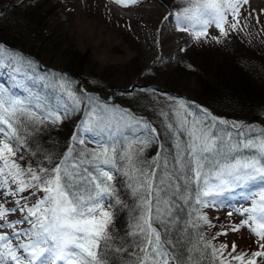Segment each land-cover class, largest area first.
<instances>
[{
  "label": "snow or ice",
  "instance_id": "snow-or-ice-1",
  "mask_svg": "<svg viewBox=\"0 0 264 264\" xmlns=\"http://www.w3.org/2000/svg\"><path fill=\"white\" fill-rule=\"evenodd\" d=\"M113 2L128 7L138 0ZM247 3L248 0H243V4ZM189 5L177 14V23L180 31L191 30L197 40L207 36V29L211 25L219 30L221 36H227L225 24H228V14L235 21L229 27L232 31L237 29L242 6L239 0H189ZM212 39L219 42V37ZM8 62L22 65L24 58L9 53L0 45V68L7 67ZM31 63L28 61L29 66ZM12 70L20 72L22 67L14 66ZM69 83H62L60 87L71 100L70 105L50 108L40 103L39 94H34L32 99L36 101L35 109L39 111L30 107L31 101L26 103L7 89L0 88V200L6 203L7 198L12 199L9 207L0 203V229L12 230L0 232V264H108L103 248H108L112 240L109 226L114 219L113 208L120 203L118 198L113 201L116 191L113 181L116 177L109 170V166H116L117 160L116 141L111 129L114 124L123 123L126 131L132 130L133 139L136 140L135 129L140 125L147 128L148 124L137 120L126 110L110 106L107 101L77 95L69 90ZM178 103L181 108L186 107L184 100ZM81 105L85 106L83 119L74 126L67 151L59 163L47 155L42 157V160H47V164L32 161V155L37 153L30 154L27 160L23 154L17 157L18 151L23 153L29 147V128L39 130V126L48 122L63 123L65 119H71L72 114L79 112ZM202 111L208 120L191 122L188 129L190 141L184 149L178 151L174 161V167L180 175L173 173L167 181L168 187H173V177L183 179L185 185L195 182V189L188 191L186 188L183 198L187 203L194 194L195 205L207 207L215 206L216 196L225 189L244 186L257 180L264 182V138L258 144L252 137L242 141L244 148H258L260 159L221 164L218 157L225 144V135L215 128L217 118L207 110ZM188 123L184 119L182 129ZM226 123L219 120V124ZM232 127L237 137L244 136L242 126ZM150 131L156 134L155 128ZM105 132H108L110 143L95 139L96 135L102 136ZM89 133L93 135H86ZM225 134L229 142L228 150L232 151L235 147L230 143L232 133ZM86 140L98 147L92 150L77 147L85 145ZM137 143L140 145L138 152L128 149L119 156L127 160L133 171L138 173L137 186L133 190L139 193L142 211L135 225L138 232L134 234L140 240L137 247L143 255L138 258L137 264H190L191 257L179 249V242L167 236L169 221L166 215L171 214V204L160 195L161 192L167 195L165 188L154 184L161 154L158 153L152 162L157 168L148 165L151 168L148 171L143 164L136 167V158L151 140H137ZM164 165L166 168V160ZM160 184H165V178H161ZM179 192L180 185L175 184L173 194ZM237 211L246 216L239 227L247 226L262 250L252 252L251 256L245 252L237 254L235 244L228 251V245L221 244L216 248L211 241H204L203 236H200L203 250H211L212 264H232L233 261L237 264H257V258H264V192L260 193L254 206ZM10 213H17L18 218L9 220ZM154 219L164 226L163 234L153 227ZM197 219L209 223L206 216L199 215ZM17 225L25 227L18 228ZM239 227L232 231H239ZM116 251L121 249L117 248Z\"/></svg>",
  "mask_w": 264,
  "mask_h": 264
},
{
  "label": "trees",
  "instance_id": "trees-1",
  "mask_svg": "<svg viewBox=\"0 0 264 264\" xmlns=\"http://www.w3.org/2000/svg\"><path fill=\"white\" fill-rule=\"evenodd\" d=\"M175 3L177 5L187 6L189 0H175ZM29 23H31L30 20L28 25ZM2 31V35L0 36H11V34L5 33V29ZM32 33L38 34L37 32ZM53 34L50 31L45 36V39H41V44L47 46V40ZM11 37L22 40L25 46H17L9 39L6 41L4 38L0 39V42H4L8 46L6 47L4 45L5 47H3L9 53L13 55L18 54L23 57L24 63L22 65H13L11 62H8L7 67L0 68V75L10 79L11 77L20 79L22 92L45 91L52 98L50 102L54 107L63 108L64 106L70 105L71 100L60 85L65 82H70L71 89L77 95L107 101L110 106L126 110L137 120L146 121L148 124L147 128L140 125L135 129L136 140L133 139L132 130L126 131L123 123L119 125L114 124L111 129L112 137L116 141L117 160L116 166L114 168L109 166V170L116 177L113 181L116 185L113 201L118 198L120 203L116 204L113 208L114 219L109 226L112 240L109 242L108 248H103V244L101 245L103 254L107 255L108 264H137L138 258L143 255L137 247L140 240L134 234L138 232L135 225L142 211L139 193L133 190L137 186L136 177L138 173L133 171V168L128 165L127 160H122L119 156L128 149H131L134 153L138 152L140 145L137 143V140L145 139H150L151 143L136 158V167H140L143 164L144 168L148 171H151L148 165H151L152 168H157V165L152 162L157 158L158 153L161 154L154 184L156 187L165 188L167 195H165V192H161L160 195L164 199L169 200L171 204V214L166 215V219L169 221L167 225V236L174 242H179V249L191 257L190 264H212L211 250H203V243L199 241V237L203 236L204 241H211L213 246L219 248L221 238H226L231 233H235L232 231L234 223L223 226L220 223L221 221L210 219L208 217V210L213 208V206L200 207L195 205L194 194L191 200L187 203L185 202L183 198L186 195L185 189L187 188L188 191L194 190L196 187L195 182L185 185L183 179L177 180L173 177V187H168L167 178L173 173H176L177 176L180 175L176 167H174V161L178 151L184 149L190 141L188 135V129H190L189 124L183 129L181 127L183 120L187 116L179 108V103H174L168 96L155 92L148 94L150 100L155 99L153 102H148L144 95L141 99L135 100L127 105H120L115 100V93H119L116 91L117 86L108 82L106 83V78L102 77L100 79L97 77L96 79H89L82 74V70H79V72L74 70V67L78 68L77 64H72L73 67L70 65L65 67L51 65L47 62V56L43 57L39 51L26 48L25 42L28 38L27 36H23V34L18 32V35ZM240 42H243L241 45L245 47L248 53L242 54L239 57H237V53L235 56L233 53L227 56L226 59L228 62L222 66L225 75L222 71H218L216 73L217 77H215L217 81L216 85L212 86L209 83L211 87L215 88L212 93L213 99L206 101L199 100V102L208 106L215 113L226 115L234 125H244L242 126L244 136L237 137L235 130L227 123L219 124V120H217L215 125L216 130L222 135H225V144L222 146L221 155L218 157L221 164L234 163L236 160L244 162L250 161L251 159H260L258 148H244L242 141H245L247 137H252L258 144L260 139L264 138V34H258L251 39H242ZM0 45L2 44L0 43ZM15 48H19L20 50ZM28 61L32 62L31 66H29ZM41 63L52 67V69L43 70L40 66ZM185 64L186 62L182 65L184 69H186ZM14 66L22 67V71H13ZM227 69L234 76H232L233 79L232 77L230 78V73ZM192 70H196V66ZM82 83L89 91H96L100 95L87 93L84 91L81 85ZM69 84L68 88L70 90ZM112 91H114L113 94L110 93ZM84 108L85 106L81 105L79 112L72 114L71 119L65 120L78 121L79 123V120L83 119ZM139 117L141 118L139 119ZM169 125L172 127H169ZM53 126L52 123L48 122L39 126V130L29 128L27 130L30 141L29 147L23 153L18 151L17 157L23 154L27 160L30 154L37 153L32 155V161L47 164L46 159L42 160V157L47 155L59 163L67 151V145L70 143V140L62 136V131H57ZM152 128L156 129V134L150 131ZM226 132L232 133L230 143L235 146L232 151L228 150L229 142L227 141ZM98 138L110 143L108 141V132H105L102 136L96 135L95 139ZM77 147L83 146L77 145ZM165 160L167 161L166 168L164 165ZM21 164L23 166V162ZM185 171L187 170L185 169ZM161 178H165L164 185L160 184ZM175 184L180 185V192L174 195ZM226 190H223L216 196V205L217 200L221 198L222 193L224 194ZM105 206L107 207V204ZM153 206L155 207V200H153ZM161 208L163 210V204ZM199 215L206 216L209 223L198 220L197 217ZM217 217L223 218L221 215ZM194 224L196 225L195 227L193 226ZM153 227L161 231L162 234L164 233V226L155 219L153 220ZM223 233L227 234L225 235ZM117 248H120L121 251L117 252ZM228 251L230 250L228 249ZM254 251H261V249L254 246V244H249L247 248L241 250L240 247L236 248L237 254L245 252L251 256ZM226 254L227 252H225ZM229 259L231 258L229 257ZM232 264H237V262L233 261Z\"/></svg>",
  "mask_w": 264,
  "mask_h": 264
},
{
  "label": "rangeland",
  "instance_id": "rangeland-1",
  "mask_svg": "<svg viewBox=\"0 0 264 264\" xmlns=\"http://www.w3.org/2000/svg\"><path fill=\"white\" fill-rule=\"evenodd\" d=\"M143 1L145 2L142 4L124 7L118 6L113 0H0V35L4 29L11 36L20 32L28 37L26 48L39 51L43 57L47 56L48 63L61 67H73L72 64H77L78 68L74 67V70H82V74L89 79L104 77L106 83L116 85L117 88H129L134 83H156L183 94L186 100L195 105L194 101L213 99L215 88L209 83L216 85L218 71L225 75L222 66L228 62L227 56L231 53L235 56L237 53L239 57L248 53L240 41L264 34V0H248L247 4L239 0L242 6L236 32L229 27L235 21L228 14V24H225L227 36H221L219 30L211 25L207 29V36H201L199 40L194 38L191 30L180 31L177 23V14L182 13L189 4L177 5L175 0ZM29 20L31 23L28 25ZM50 31L54 34L45 46L41 44V39H45ZM11 36H0V39H9L17 46H25L22 40ZM212 37H219V42ZM194 40L200 42L194 43ZM184 62L188 70L182 68ZM195 66L196 70H192ZM227 71L230 73L228 69ZM232 76L230 73V78ZM18 80L11 77L8 85L0 82V88L7 89L10 94L26 103L31 101L30 107L39 111L35 109L36 101L32 99L34 94L39 93H22L16 88L21 87ZM138 89L142 88L131 93H115V100L120 105H127L144 95L145 98L148 97V94ZM110 93L113 94L114 91ZM39 97L40 103L46 104L40 94ZM198 108L207 110L205 106ZM207 112L210 113L208 110ZM195 114L190 120H197ZM203 114L205 117L201 120L205 121L208 118ZM211 115L225 120L223 116ZM197 117L199 118L198 115ZM77 124L73 120H64L63 123L53 124V127L62 131L65 138H70ZM83 147L92 150L98 146L86 140ZM261 192L264 191L251 192V195L245 193V200L248 195L249 199L240 208H210L208 217L221 221L223 226L234 223L233 219H236V227H239L246 216H242L237 210L254 206ZM0 203L9 207L12 199L7 198L6 203L0 200ZM219 215L223 218H218ZM17 218V213H10L8 216L9 220ZM17 227L23 228L25 225ZM242 228L226 238H221L220 245H228L229 250L233 244L240 247V250L247 248L249 244L258 245L257 238L248 228L241 230ZM11 231L0 229V232ZM257 264H264V258H257Z\"/></svg>",
  "mask_w": 264,
  "mask_h": 264
},
{
  "label": "water",
  "instance_id": "water-1",
  "mask_svg": "<svg viewBox=\"0 0 264 264\" xmlns=\"http://www.w3.org/2000/svg\"><path fill=\"white\" fill-rule=\"evenodd\" d=\"M134 86H135V85H133V87H134ZM133 87H132V88H133ZM132 88H131V89H132Z\"/></svg>",
  "mask_w": 264,
  "mask_h": 264
}]
</instances>
